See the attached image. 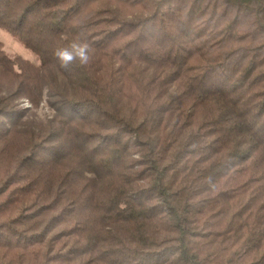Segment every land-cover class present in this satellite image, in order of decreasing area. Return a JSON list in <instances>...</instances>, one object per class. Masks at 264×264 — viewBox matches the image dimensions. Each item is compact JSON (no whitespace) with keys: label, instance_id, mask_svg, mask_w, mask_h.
Wrapping results in <instances>:
<instances>
[{"label":"trees","instance_id":"obj_1","mask_svg":"<svg viewBox=\"0 0 264 264\" xmlns=\"http://www.w3.org/2000/svg\"><path fill=\"white\" fill-rule=\"evenodd\" d=\"M0 28L39 60L0 43V264H264V0H0Z\"/></svg>","mask_w":264,"mask_h":264},{"label":"clouds","instance_id":"obj_2","mask_svg":"<svg viewBox=\"0 0 264 264\" xmlns=\"http://www.w3.org/2000/svg\"><path fill=\"white\" fill-rule=\"evenodd\" d=\"M91 50L92 46L87 39L75 37L67 47L57 49L54 55L64 69L74 62H78L81 67H86L92 60Z\"/></svg>","mask_w":264,"mask_h":264},{"label":"rangeland","instance_id":"obj_3","mask_svg":"<svg viewBox=\"0 0 264 264\" xmlns=\"http://www.w3.org/2000/svg\"><path fill=\"white\" fill-rule=\"evenodd\" d=\"M0 43L5 50V52L11 57H19L24 59L34 65H37L39 60L37 56L28 48L24 47L22 43L12 34L8 33L6 30L0 28ZM49 110L47 105L43 102L38 108L39 115L43 116L48 113Z\"/></svg>","mask_w":264,"mask_h":264}]
</instances>
